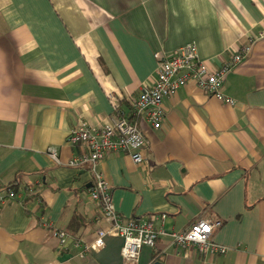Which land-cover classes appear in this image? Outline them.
<instances>
[{"label": "crops", "instance_id": "1", "mask_svg": "<svg viewBox=\"0 0 264 264\" xmlns=\"http://www.w3.org/2000/svg\"><path fill=\"white\" fill-rule=\"evenodd\" d=\"M251 41L222 86L233 106L182 87L163 99L160 128L138 120L142 164L123 151L99 163L123 219L164 215L154 224L165 232L221 222L211 238L224 255L161 235L137 264H264V0H0V186L18 180L0 208V264H124L120 237L86 250L110 222L88 169L70 166L85 151L72 132L130 118L155 54L194 44L214 70ZM29 188L40 198L26 202Z\"/></svg>", "mask_w": 264, "mask_h": 264}, {"label": "built area", "instance_id": "2", "mask_svg": "<svg viewBox=\"0 0 264 264\" xmlns=\"http://www.w3.org/2000/svg\"><path fill=\"white\" fill-rule=\"evenodd\" d=\"M252 44L253 41L241 45L227 62L214 70L200 61L194 44L181 46L171 55L157 53L154 55L157 63L154 84L143 89L140 96L131 103L130 118H113L99 131H91L86 125H82L72 132V144L84 146L85 151L74 158L70 166L88 169L92 177L89 195L97 204L100 216L110 222L109 229L98 231L95 241L87 245L86 250L98 252L105 247L106 236L120 237L123 239L122 261L124 264H137L141 248H154L159 237L166 235L174 246L180 248L195 246L200 253L210 255H224L227 252L226 247L213 242L211 238L221 222L201 219L183 232H165L162 228L157 229L154 224L157 220L162 222L164 215H153L144 220L121 218L110 202V185L98 165L108 153L120 151L128 153L133 163L142 164L146 141L139 129L138 120L154 129L160 128L164 116L163 99L182 87L192 84L218 102L233 106L234 100L223 94L222 86L227 75L248 56ZM50 156L57 161L55 152H51ZM35 191L36 189H28L29 195L36 193ZM16 197L17 193L13 190L0 186V208L7 200H14ZM54 236L60 247L67 244L68 235L65 231L56 230Z\"/></svg>", "mask_w": 264, "mask_h": 264}, {"label": "trees", "instance_id": "3", "mask_svg": "<svg viewBox=\"0 0 264 264\" xmlns=\"http://www.w3.org/2000/svg\"><path fill=\"white\" fill-rule=\"evenodd\" d=\"M17 187H18V180H17V182L12 183L11 185L8 186V188L13 190L15 193H17ZM35 192H37V191H35ZM29 196L30 197L25 200L26 202L40 198V193L38 192V193L30 194Z\"/></svg>", "mask_w": 264, "mask_h": 264}, {"label": "water", "instance_id": "4", "mask_svg": "<svg viewBox=\"0 0 264 264\" xmlns=\"http://www.w3.org/2000/svg\"><path fill=\"white\" fill-rule=\"evenodd\" d=\"M156 264H158V263H156Z\"/></svg>", "mask_w": 264, "mask_h": 264}]
</instances>
